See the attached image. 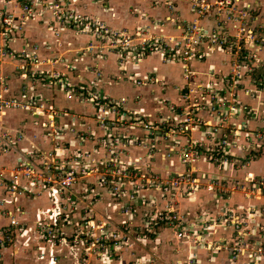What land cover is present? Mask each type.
Instances as JSON below:
<instances>
[{
    "label": "rangeland",
    "instance_id": "obj_1",
    "mask_svg": "<svg viewBox=\"0 0 264 264\" xmlns=\"http://www.w3.org/2000/svg\"><path fill=\"white\" fill-rule=\"evenodd\" d=\"M135 2L126 4L127 9L141 23L127 28L83 11L79 0H0V46L6 49L0 57V67L15 61L12 70L21 80L17 89L9 92L17 96L1 94L9 84L8 76L0 74V101L8 109L19 111L13 120L22 125L18 130L0 129V152L15 150L17 143L9 140L23 138L26 133L34 139V142L29 140V145L38 143L33 132L38 131L43 121L47 124L52 120L46 114L35 115L34 107L41 102L53 105L55 114L53 126L46 128L37 146L61 163L62 170L76 171L69 199V195L57 190L58 184L51 185L54 192L38 188L39 179L28 183L18 177L14 178L17 182L9 181L12 177L9 172L19 158L14 160L2 181L7 201L12 203L11 207H17L18 219L14 229L5 232L6 237L12 236L11 245H14L16 236L38 232L42 244L59 247L58 252L49 254L47 264H216V235L220 234V230H216V203L213 201L216 188L226 185L231 188L234 181L243 179L235 176L237 170L250 171L246 167L251 161L235 154L243 153L236 143L232 151L237 160L232 165L216 171L214 165L204 162V157L194 162V169L215 177L211 189L201 185L202 189L188 194L182 184L174 188L169 182L174 180L175 173L186 171L180 163V152L189 134L198 137L196 120L218 122L213 116L216 102L207 93H199L196 84L209 74L227 75L228 83L239 87L237 97L230 98V106L241 115L237 120L243 121L246 129H263L264 102L254 105L251 101L261 92L257 84L264 79V0H187L191 13L194 6L203 2L201 39H212L213 32L218 35L217 44L211 41L210 48L206 49L207 40L204 41L209 61L203 63L205 67H198L200 69L191 67L188 82L192 75L194 77L193 68L198 81L190 82L191 88L186 91L182 89L184 65L180 81L168 82L157 71L139 76L137 70L134 71V62L146 55L140 52L136 42L145 38L153 45V38L162 35L156 47H147L152 49L149 55L166 63L169 74L179 75L178 67L175 68L176 63L182 66L179 59H175L179 51L174 52L170 44L174 41L169 42V37L178 33L179 26L195 18L180 17L172 0ZM100 5L112 9V4L106 1ZM152 8L163 11L149 13ZM125 11L123 14L127 13ZM3 18H11L10 24H5ZM30 21L44 27L43 36L25 34L26 23ZM13 40H20L21 44L15 48ZM175 48L178 49L177 44ZM154 50L158 52H152ZM43 74L48 78L41 79L39 75ZM51 75L64 76L67 82H58L60 78L50 81ZM243 85L252 90L244 93ZM141 86H150L151 90L147 89L146 93L134 90ZM55 92L61 95L59 100L52 94ZM34 94L38 100H28ZM104 100L118 102L125 111L121 117L109 113L105 118L107 122L101 125L100 119L104 116L100 107L107 104ZM244 105L247 106L245 111ZM3 108L0 107L1 117L6 116ZM178 113L180 116L176 115ZM185 119H189L186 124L190 131L180 129L184 122L176 124ZM144 121H165L164 128L160 123L156 132L146 131L141 127ZM26 122L31 129L26 127ZM242 138L243 133H240V145H243ZM26 147L27 150L30 146ZM259 155H253L252 160ZM34 163L39 171L40 164ZM245 172L242 176L247 177ZM263 179L264 176H254L256 182ZM12 183H16L14 187ZM251 184L246 182L249 187ZM43 191L47 194L39 199ZM27 201L33 202L31 213L26 211ZM260 203H264V195ZM3 204V200L0 201V205ZM48 209L47 217L44 212ZM237 214L239 219L246 216L241 211ZM258 218V224L264 222V213H259ZM43 219L40 227L38 222ZM250 225L253 227L243 237L248 239L245 242L264 239V229L260 230L252 221ZM180 229L185 231L181 238L176 234ZM221 233L228 235L230 231ZM27 236L29 238V234ZM28 238H21L22 247L26 246ZM188 245L205 250V260L202 262L200 252L194 248L184 251L183 247ZM224 252L228 256V250ZM232 263L253 264L242 256ZM258 264H264V259Z\"/></svg>",
    "mask_w": 264,
    "mask_h": 264
},
{
    "label": "built area",
    "instance_id": "obj_2",
    "mask_svg": "<svg viewBox=\"0 0 264 264\" xmlns=\"http://www.w3.org/2000/svg\"><path fill=\"white\" fill-rule=\"evenodd\" d=\"M202 11L203 10V2L199 3V6L193 7V13H195V19L189 21L188 24H183L182 26H179V31L176 35H173V37H169V42L174 41V43H170L172 47L175 49V53L179 51V54H176L179 59V62L182 66L181 69L184 70L183 65L185 66V83L182 87L186 91L187 88H191V83H195L198 81L197 76L194 77L192 75V80L188 82L189 74L192 73L190 70L191 67H193L192 63L193 61L196 62H204L203 58L208 57V52L205 51L204 43L205 40H207V48H210V42H216V37L218 33L213 32V38L212 39H201V36H199L201 29L204 27L202 24ZM3 22L5 24H10L11 18H3ZM198 31V32H197ZM156 34V33H155ZM158 38H153L154 41L151 43H147L146 39L143 38L142 40H139L138 43V49L141 50L140 52H143L145 55L151 53L152 49H148L147 47H156L157 42L162 38V35H157ZM215 37V38H214ZM175 39V40H174ZM130 42V41H129ZM129 42H126V44H130ZM135 44V43H133ZM167 45V43H164ZM176 44L178 45V49L175 48ZM217 44V42H216ZM233 44V43H231ZM174 45V46H173ZM220 45V43H219ZM180 46H184V48H180ZM137 48L136 46H134ZM197 47V48H196ZM196 48V49H195ZM145 50V51H144ZM178 50V51H177ZM6 51L4 47L0 46V57L2 56V53ZM239 51V50H238ZM237 51V52H238ZM152 52H158V50H154ZM167 52V51H166ZM173 54V53H172ZM174 55V54H173ZM169 56V55H167ZM239 57V56H238ZM139 59V58H138ZM37 74V73H36ZM36 74H31L33 77H36ZM41 79L48 78V75L43 74L39 75ZM53 79H50V81H56L58 78H60L58 82H67L66 77L57 75L56 77L54 75H51ZM233 78V76H230ZM227 75L224 76H218L216 75H208V77H205L196 83L198 85L199 93H207L206 95L211 96L213 101L216 102V114L213 115L217 118V123L208 122L201 119H197L198 123V137H194V135L189 134L188 138H185V143L182 145V149L180 152V163L183 164L186 167V171L180 172L178 174L175 173L174 180L169 181L171 182V186H174V188H177L178 185H183V188L187 190V193H191L196 191L197 189H202L201 185L203 187H207L208 189H211L214 187L215 177H210L206 175L205 173H202L204 170H197L194 169V165L196 161L200 160L201 157H204V162L214 165L215 167H225L226 165H232L237 160L234 155L233 147L237 143L239 145V151L242 150L243 153L237 156H241L242 159H246V161H252L253 155L257 156L258 154H261L264 152V127L263 129L260 127L259 130H251L249 127L247 129L245 128V124H243L240 120H237L238 117L241 118L239 110H233L235 107L230 106L231 100L230 98H236L237 97V89L239 87L232 85L231 83H228V80L226 79ZM219 80V81H218ZM255 81V79H253ZM259 90L264 89V79L262 81L260 80L258 82ZM244 93H249L251 91L250 86H244ZM213 93V94H212ZM22 94V93H20ZM28 100H38V96L36 94L28 97ZM107 104L103 103L102 107H100L104 118L100 119L101 125H104L106 115L109 113H113L115 115H119L121 117L122 112L125 111L123 107L120 106L118 102H115L114 100L109 101H103ZM36 105V103L34 104ZM32 105V106H34ZM31 106V107H32ZM0 107H4L3 109L7 108L8 106L3 104L2 101H0ZM26 107V106H22ZM221 107H227L228 109L224 111H220L219 109ZM247 108L246 105L242 106L243 111ZM198 109V107H196ZM36 116L41 117L40 115H48L50 118H52L51 122L45 124L44 121L42 124H40V127L38 129L40 136L43 135V132L46 130V128L50 129L49 126H53L54 124V114H55V108L53 105H48L44 103H38L34 107ZM211 111V110H210ZM184 112V111H183ZM33 113V112H32ZM209 113V112H208ZM213 113V112H212ZM237 113V114H236ZM34 114V113H33ZM249 113L248 115H250ZM179 115L180 114H176ZM187 115V114H186ZM247 115V116H248ZM263 116H264V109H263ZM119 119V118H118ZM137 117H134V120H136ZM189 120V119H188ZM187 119L183 121H176L177 123L184 122L180 125V129L182 128L183 131L189 130V125L187 126ZM264 120V117H263ZM165 121H144L141 123V127L146 130H152L153 132H156L155 130L159 127L158 124H160V127L164 128L163 123ZM255 129V128H253ZM166 133H169L167 131ZM243 133V145H240L238 143L239 141V134ZM34 137L37 138V132H33ZM24 138V137H23ZM23 138H17L14 141L9 140L10 143H17ZM259 140V142H258ZM5 141V140H4ZM4 144L7 146L8 143ZM29 149L25 150L23 153V156H21L18 160V162L15 163L14 169H12L10 173V177L8 178L11 182H17L14 181V178H20L23 180H26L29 182H35L36 179H39L38 182V188H45V189H52V191H56L52 188L51 185L58 184L59 187L57 190H61L64 194H67V198H71L70 188L72 187L71 183L74 182L76 176V171L73 169L72 171H65L61 168L63 165L61 163H58L55 161L53 156L48 157L50 153H46V151L42 150L41 147L37 146V143H31L29 145ZM10 149L7 150V152ZM258 152V154H256ZM34 162H38L37 164H40L41 169L38 171V167ZM41 162V163H40ZM137 173L140 171L137 169ZM247 175V174H246ZM258 179V178H257ZM246 182H252V187H249L246 185ZM28 183H25L27 185ZM16 184V183H15ZM14 183H12V186H15ZM204 190V189H203ZM232 191H240L242 192V195L246 198L251 197H262L264 194V179L263 181L256 182L254 180V177L248 176L243 177L242 180L234 181L233 186L230 188L227 185L223 186L222 188H216V195L215 198H213V201L216 203V230L219 229V225H224L226 227L229 225L231 227L230 233L228 235H225V233H220L216 235V251L218 250H228V258L230 257V261L237 259V257L242 256L244 258L248 259V262L252 261L253 264H258L259 260L264 259V239L257 238L252 240L251 242H245V240H248L246 238H243L246 233L248 232L249 228H252L253 226L250 225V222H255V225L260 228V230H263L264 228V222H261V224H258V216L259 213H264V203H260L259 209L255 212L253 211L255 207L254 205H245L241 206L239 209H233L224 206L223 204H220V200L224 199L227 193H231ZM47 192V191H46ZM220 204V205H219ZM12 209L7 211L8 215V224L13 226L17 224L18 219L16 218L15 209L17 207H11ZM52 209V208H50ZM48 209L44 214L49 216ZM241 211L246 216H243L239 219L237 212ZM258 213V214H257ZM51 214H54L53 211H51ZM257 221V223H256ZM43 220H40L38 222L39 226H43ZM47 224V223H45ZM49 224V223H48ZM250 226H249V225ZM11 232L9 228L5 229L6 231ZM220 230V229H219ZM177 237H182L185 235V231L183 229H180L176 232ZM200 237V236H199ZM241 243H243L241 245ZM249 248V249H248ZM230 252L232 254H230ZM229 262L230 264H232Z\"/></svg>",
    "mask_w": 264,
    "mask_h": 264
},
{
    "label": "crops",
    "instance_id": "obj_3",
    "mask_svg": "<svg viewBox=\"0 0 264 264\" xmlns=\"http://www.w3.org/2000/svg\"><path fill=\"white\" fill-rule=\"evenodd\" d=\"M80 2H82L81 6H79L80 9H82L85 12H88L90 14H95L96 16L103 18L105 20L110 21L111 23L114 24H119L121 26H125V27H133V25L137 24V23H141V21L139 19H137V17H135L134 15H130L129 11L127 9V5L126 4H130L132 5L135 1L137 0H103L108 2L109 4H112L111 7L112 9L109 10L106 7H102L100 5L101 2H98V0L94 1V0H79ZM172 2L175 4V9L178 10L179 16L184 18V19H192L195 17V13H191V10H189L188 8V2L187 0H172ZM136 3V2H135ZM163 7V6H162ZM106 8V9H105ZM165 7H163L164 9ZM163 9L160 8H152V10H148L149 13L150 12H155V14H160V12L163 11ZM125 10H127L126 14H123L124 12H126ZM162 10V11H161ZM26 29L24 30L26 33V35H37V36H43L44 35V27H39L36 24L30 22L26 23ZM14 41V46L15 48H17V46H19L21 44L20 40H13ZM12 41V42H13ZM209 59H207V61L205 60L204 62H196L193 63V67H195L196 69H200L198 67H205L203 65V63H208ZM10 64L8 65H2L0 67V74H5L7 75V81H8V89H6L4 92L5 93H1V94H14V96H17L16 93H9L14 92L13 90L17 89L16 86L19 84V81H21L16 75V71H13L12 68L15 64V61H10ZM135 70L136 73L139 74V76H144L146 75L147 71L152 72V71H157L160 75L164 76L165 79H167L168 82L174 81V80H179L180 81V72H181V68L179 65H177V63L174 65L172 64V66H175V68L178 67V72L179 75L176 74L175 76H173L171 73L169 74V72L166 71V63H162L156 56L154 55H149L147 54L146 57L142 58V60L140 61H135ZM161 71H163L164 73H162ZM161 72V73H160ZM135 73V74H136ZM167 73V76L165 75ZM148 90H151L150 86L147 87H135L134 90L140 93H146L148 92ZM261 92L258 93V97H255L252 99V103L254 105H257V103H259L260 101L264 102V89L260 90ZM54 94V96L59 97L61 96L59 93H52ZM249 102V101H248ZM250 102V103H251ZM4 114H6V116L1 117L0 116V129H10V130H18L17 127L18 126H22L20 124H18V122H15L13 119V116L19 112L18 110L15 109H8L5 108L2 110ZM1 111V112H2ZM7 113H9V117L7 116ZM21 113V112H20ZM23 124V123H22ZM26 127H29L30 129L32 128L30 126V123L26 122ZM24 129V126L21 127ZM253 128V127H250ZM20 130V129H19ZM36 132V131H35ZM27 136H24L23 139H21L20 141L17 142V148L14 150L10 149L8 152L3 153L0 152V201L3 200L4 204L0 205V264H15L16 262L18 264H47V259L49 257V254L55 252H58L59 247H50L48 245H44L42 244L39 240H38V232H33V235H31V233L29 234V238H28V234H24L21 235V237L16 236V241L14 243V245H11V237L9 238L6 237L8 235L5 234V229L9 228V230L12 231V229H14L13 226L8 224V215H7V211L12 209V203L7 201L6 199V195L4 194V184L2 181H4L6 179L7 176V171L11 169L12 164L14 162L15 159L20 158L21 156H23V152L26 150V146H29V140L31 142H34V139H32L30 136H28V133H26ZM42 136H40L39 131H37V139H38V143L40 141V138ZM31 138V139H30ZM37 143V144H38ZM31 144V143H30ZM20 149V151H19ZM205 168H210L208 165H205ZM219 167H216V171ZM247 170L250 171H241L242 173H240L239 170H237L235 172V176H239L240 178L245 177L242 176V174H244V172L248 175V176H264V152L261 153L259 155V157L257 159H254L251 161V163L249 164L248 167H246ZM209 170V169H208ZM256 174V175H255ZM206 191V190H204ZM47 192L43 191V195H41L39 197V199H44V197L46 196ZM37 199V200H39ZM262 200V197H253V198H246L243 197L242 192L240 191H232L231 193H227L226 196L224 197V199L220 200V204H223L226 207H231L233 209H239L241 206H245V205H254V204H260V201ZM219 204V205H220ZM254 205V206H256ZM26 211L27 213H31V210L33 209V202L29 203V201H27L26 203ZM43 214V213H42ZM26 225V224H25ZM36 225V224H35ZM220 229V233L222 231H230L231 227L229 225H227L226 227H224V225H219L217 226ZM24 236H26V238H28V241L26 243L25 247H22V243L21 238L23 239ZM3 238H6L3 239ZM43 245L45 246V248H42ZM190 245H188V247H183L184 251L186 250H190ZM192 249L194 247H191ZM193 250L200 252V258H202V262L205 260V256H206V251L203 250L202 248H194ZM41 252V253H40ZM49 252V253H48ZM41 254H44L41 257ZM197 254V253H196ZM24 258L25 261H21L20 259ZM219 261L220 264H230V257L228 258L227 253L224 252V250L221 251H216V264L217 261ZM24 262V263H23ZM232 263V262H231ZM233 264V263H232Z\"/></svg>",
    "mask_w": 264,
    "mask_h": 264
},
{
    "label": "bare ground",
    "instance_id": "obj_4",
    "mask_svg": "<svg viewBox=\"0 0 264 264\" xmlns=\"http://www.w3.org/2000/svg\"><path fill=\"white\" fill-rule=\"evenodd\" d=\"M64 6V5H63Z\"/></svg>",
    "mask_w": 264,
    "mask_h": 264
}]
</instances>
